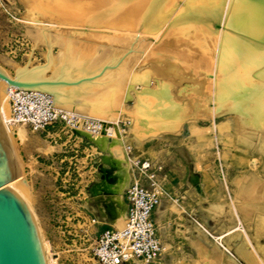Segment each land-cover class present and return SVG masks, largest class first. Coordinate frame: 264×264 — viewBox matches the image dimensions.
Instances as JSON below:
<instances>
[{
    "label": "rangeland",
    "instance_id": "rangeland-1",
    "mask_svg": "<svg viewBox=\"0 0 264 264\" xmlns=\"http://www.w3.org/2000/svg\"><path fill=\"white\" fill-rule=\"evenodd\" d=\"M61 1L60 8L69 12L66 16L50 13L26 18V0H0V68L9 76H14L16 69L4 64L1 58H10L21 67L27 65L28 53L34 58L32 65L44 63L41 50L45 49H32L35 22L51 23V28L59 30L62 36L71 34L89 42L96 47V56H104V62L114 57L116 49L121 53L128 51L129 42L122 40L138 27L140 10L134 8L132 18H125L129 21L124 22L120 13L114 19V14L110 16L105 11L109 0ZM185 1H171L166 7L168 11L169 7L174 10L181 5L178 18L168 15L167 22L158 21L160 31L148 27L142 33L147 60L157 64L152 62V67L147 62L146 68L132 72L128 78L130 85L126 86L127 81L124 84L135 92L124 96L123 102L137 113V120L124 115L109 125L112 130L117 125L122 137H126L122 151L129 145L134 156L155 159L163 166L164 194L159 204L161 212L157 211L156 216L164 236L178 238L185 228V244L175 240V244L168 246L165 258L155 264H251L250 259L264 264V224L254 217L261 213L255 211L257 208H264V5L247 0ZM111 20H117L119 28ZM176 22L183 24L184 29L179 31L181 25L166 28ZM53 75L50 71L44 74ZM232 86L235 96L229 91ZM139 119L144 120L143 125ZM120 121L125 122L124 130ZM191 124L203 131L192 133ZM33 136L51 150L35 151L30 144L15 141L25 181L31 184L30 201L40 218L50 253L59 254L57 264H72L65 261L63 253L72 250L70 255H76L82 249V232L75 229L76 214L89 209L102 228L116 227L88 202L98 171L86 193L88 206L83 203L84 187L90 179L84 148H77L75 142L64 138L53 142L42 135ZM101 161L100 158L97 170ZM211 205L218 206V210H212ZM255 233H261L257 241ZM230 236L233 237L228 248L223 241ZM239 255L244 259L238 260ZM52 258L55 260V256Z\"/></svg>",
    "mask_w": 264,
    "mask_h": 264
},
{
    "label": "bare ground",
    "instance_id": "bare-ground-1",
    "mask_svg": "<svg viewBox=\"0 0 264 264\" xmlns=\"http://www.w3.org/2000/svg\"><path fill=\"white\" fill-rule=\"evenodd\" d=\"M109 1L111 3L107 7V9L105 8L106 10L102 7L100 9L101 10L104 9L105 11L108 10L107 13L110 14V16L114 14V19L115 17L117 19L118 13H120L119 15L124 17L123 18L124 22L126 21L128 22L129 20L125 21V18L127 19L128 17L132 18L134 8H137L140 11H138V13L136 12L138 16L136 19V21L138 22V25L136 26L138 27L133 29L132 33L130 35H127L128 36L127 38L122 40L125 43L129 42L130 48L127 49L128 51L124 53H121L119 49H116V51H114L115 52L114 57L112 59L109 58L110 60L108 62H104L105 60L103 59L104 56H102L101 58L100 57L101 54H98V56H96V53H98L97 49L96 47L91 45L89 42L82 41L72 36L71 34L69 35L65 34L62 36L59 30L56 31L51 28L53 24L50 25L51 23H44L45 21L33 23L32 24L33 33L31 34V39L33 42L32 49L34 48H38V49L44 48L45 49L44 51L41 50L42 53L40 52L44 60L43 64H40V63L36 64L35 62V64L32 65V61H34V58L32 59V55L28 53H27L28 63L26 66L23 65L24 67L16 66L14 61L12 62L11 60H9L10 58L9 59L1 58V60L4 64L16 69L15 73L17 74L18 77L24 76L27 78H47L44 76V74L47 71H50L51 74L52 73L54 74L51 77H57L61 80L68 81V82H72L80 78L93 77L91 80L82 81L80 84H77V85L56 86V87L54 86V87L45 88L43 89V91L51 95L54 105L57 108H60L68 112H73L82 118H90L93 120L102 121L107 126L111 127V125H109V122H114L117 119L119 120L124 115L130 116L135 121L137 120L138 118L137 113L129 110L128 107L126 108V105H124V102H123L126 96L133 95L135 92L132 88L126 89L124 87V84L127 81L126 86L130 85L131 83L128 84V81H129L128 78L130 77L132 72L136 69L142 70L143 68H146L145 66H147L146 65L147 62L151 63L152 67H154V63L157 64L156 61L147 60L148 54L146 52V47L144 46L145 43L143 44V41L146 38L143 37L142 33L144 34V32L146 31L148 27L151 30L153 29L154 32L157 31L160 27L159 22L162 20L167 22L168 15L173 14L174 18H178L181 12V5H176L175 6L176 8L174 10H172L169 7V10L167 11L166 7L169 6L171 1L174 2L175 0H109ZM183 1L186 2L185 0ZM247 1H255V2H259L260 4L264 5V0H247ZM93 2L96 3L98 2V0H94ZM26 3H27L26 18L29 15L30 16H34V15L35 16H41V15L50 16L49 15L50 13L52 14L56 13L55 15L57 16L58 15L66 16L69 13V12L63 11L60 8V6L62 5L61 0H55L54 2H51V0L50 1L26 0ZM225 4H226V1H225ZM54 7L56 8L54 9ZM98 9L99 7L97 8V11ZM92 12H93V9H92ZM93 14L95 15L94 12ZM96 14H98V12ZM133 19L130 21H133ZM100 20H102V18L99 19V22ZM112 21L114 20H111L110 23ZM164 21H163V25H164ZM116 22L114 21L113 24L116 25L115 24ZM120 22H123V21H120ZM120 22L117 24H120ZM124 22H123V25L125 26ZM222 24H224L223 21H222ZM176 25L180 26L181 24L179 25L177 24V22L171 23V24H168L166 28L168 27L170 28ZM213 25L215 24L213 23ZM116 26L117 28H119L118 25ZM262 26H264L263 23H262ZM262 26L261 28H263ZM121 27H123L122 24H121ZM214 27L216 28L217 26H214ZM183 29H184V25L182 24L179 28V31ZM121 31H122V28H121ZM231 46L232 44L229 45V47ZM99 47H102L101 49H103L102 45ZM104 66H107L105 70H103ZM0 70L9 78H14L13 76L12 77L9 76L8 73L5 72V70L3 71L2 67L0 68ZM141 80H143V78ZM143 84L145 86L148 85L147 83L146 84L143 83ZM8 88H11V87L8 86L6 82L0 81V124L4 132V135L6 137V140L8 142L11 155L13 156L14 159L18 160V157L16 155L17 145L15 144V141L17 139L21 143L30 144L31 148L35 151L50 152L51 148L47 144L40 143L37 140V138L33 136L32 133H29L25 128L14 125L11 122L10 115H9V105L7 101V92H6ZM235 90H236L235 87L232 86L231 89L229 90L231 92V96L236 95ZM140 121H141V124L143 125L144 120H140ZM114 125H113V130H112L114 135L112 134V139L110 141L107 138H100L96 140V143L101 148L102 153L104 150L105 154L104 155L101 154L100 156L102 163L100 165L99 170H97L98 175L95 178L94 183L91 184L92 186H91L90 194L88 195V202L91 204L95 212H97L100 216L106 217L112 223V225H114L117 229H119L123 225L125 212H126V202L125 200L123 202V199H124L123 189L126 187L127 184H129L128 182L130 181V178H131V168H130L129 156L127 157V154L125 156L126 151L125 152L122 151V147L124 146V140L126 139V137L125 138L122 137V135L120 134V130L117 128V125H115L116 126L115 128H114ZM135 130H136L135 127H132V132H134ZM190 130L192 133H200L203 131V128L201 129L198 126L191 124ZM13 133H16L17 137H14ZM81 134L90 138V136L85 132H81ZM136 138L138 139V137ZM31 152L32 151L28 152L30 161H31V158H30ZM26 184H27L28 193H29L31 189V184L28 181H26ZM122 192H123V198H122ZM30 196H29V200L27 201V204L37 224L38 231H39V234L43 242L47 264H55L54 263L55 260L52 258L53 256L49 250V245L44 237L40 218L38 214L36 213V211L34 210V208L32 207ZM160 207L161 205H159L156 209L158 213L161 212ZM211 208L212 210H218L219 207L216 205H211ZM243 208L245 211L248 210L245 207ZM261 210L262 212L260 214H256V215L254 214V217L257 218V222L259 224L260 222L264 224V208H261ZM255 232H258V231L256 230ZM262 234L264 235V233ZM258 235H261V233H255L254 235L256 238V241H257ZM232 237L233 236H230L229 240L227 239L223 241L224 245H226V247L228 248L231 247L229 245V241L232 239ZM234 246H236L237 248L238 245L236 244ZM243 246L244 244L242 245V247ZM248 249H252V248L249 247ZM241 254L243 255V253ZM252 254H253V251H252ZM240 258L244 259L241 256ZM229 259L232 260L234 258L229 256ZM250 261H251L250 262L251 264L252 263L255 264L254 259H250ZM128 264H142V263L137 260H130Z\"/></svg>",
    "mask_w": 264,
    "mask_h": 264
},
{
    "label": "built area",
    "instance_id": "built-area-1",
    "mask_svg": "<svg viewBox=\"0 0 264 264\" xmlns=\"http://www.w3.org/2000/svg\"><path fill=\"white\" fill-rule=\"evenodd\" d=\"M6 92L10 120L14 125L25 128L29 133L42 135L46 140L56 142L64 138L67 142H75L77 148H84L90 165V179L84 187L86 196L83 198V203L88 206V188L96 177L102 154L96 140L111 139L112 128L102 121L82 118L57 108L47 93L10 88ZM119 124L123 129L125 122L120 121ZM81 132L87 133L90 138ZM13 134L16 136V133ZM125 151L129 156L131 178L124 190L126 212L122 227L102 228L103 225L89 209L76 214L75 229L82 232V249L76 255H70L72 250L64 251L65 261L72 264H128L130 260H137L144 264H155L165 258L169 249L162 241L154 221L155 211L164 194L163 166L155 159L134 156L129 145H126ZM69 236L67 232V242ZM70 240L73 243L76 241ZM52 256H55L57 264L59 254L53 253Z\"/></svg>",
    "mask_w": 264,
    "mask_h": 264
},
{
    "label": "water",
    "instance_id": "water-1",
    "mask_svg": "<svg viewBox=\"0 0 264 264\" xmlns=\"http://www.w3.org/2000/svg\"><path fill=\"white\" fill-rule=\"evenodd\" d=\"M106 68L104 66L103 70ZM13 77L9 78L0 70V81L6 82L10 90L44 93L45 88L77 85L93 78L68 82L57 77H18L16 73ZM28 200L29 193L22 168L11 155L0 124V264H47L43 242L27 204Z\"/></svg>",
    "mask_w": 264,
    "mask_h": 264
},
{
    "label": "crops",
    "instance_id": "crops-1",
    "mask_svg": "<svg viewBox=\"0 0 264 264\" xmlns=\"http://www.w3.org/2000/svg\"><path fill=\"white\" fill-rule=\"evenodd\" d=\"M128 183H129V182H128ZM177 202H178V201H177ZM260 207L262 208L263 206H260ZM261 208H257L255 211H256V212H259V211L262 212ZM246 209H248L250 212H252L251 209H249V208H247V207H246ZM253 212H254V211H253ZM156 214H157V211H155V214H154V221H155V224L157 225V228H158V231H159L160 237H161L162 241L164 242V244L168 247V246H170L171 244H175V240H177L176 242H178V243L185 244V242H184L183 240H184V239H188L187 237L184 236L185 232H184L183 229H185V228H183V229L180 230V233H181L182 237H181V235H180L178 238H175V236H172V235H171L170 237H168V236H164L165 234L162 233L161 228H160L159 225H158ZM164 226H165V229L169 228V222L166 221L165 224H164ZM167 237H168V238H167ZM238 260H243V259L238 258Z\"/></svg>",
    "mask_w": 264,
    "mask_h": 264
}]
</instances>
